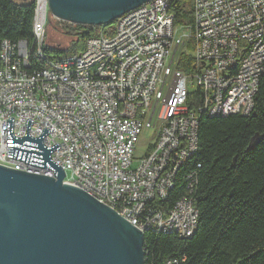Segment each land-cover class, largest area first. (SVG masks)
<instances>
[{"label": "built area", "instance_id": "obj_1", "mask_svg": "<svg viewBox=\"0 0 264 264\" xmlns=\"http://www.w3.org/2000/svg\"><path fill=\"white\" fill-rule=\"evenodd\" d=\"M171 0H149L116 19L114 33L88 38L64 58L42 53L48 0H34L32 67L29 43L0 40V165L53 177L45 169L7 157L6 119L12 134L31 137L47 127L42 143L77 187L114 210L142 233L190 238L198 224L197 170L184 174L185 193L166 212L176 175L198 150L199 117L248 116L264 75V0H192V26H174ZM182 30L184 34L177 35ZM188 39L196 71L176 68ZM200 88V104L187 106ZM152 131L146 152L139 138ZM197 168L200 165L196 166Z\"/></svg>", "mask_w": 264, "mask_h": 264}, {"label": "trees", "instance_id": "obj_2", "mask_svg": "<svg viewBox=\"0 0 264 264\" xmlns=\"http://www.w3.org/2000/svg\"><path fill=\"white\" fill-rule=\"evenodd\" d=\"M174 26H192V0H171ZM34 0H0V40L26 41L34 56L32 21ZM116 20L102 25L61 22V29L77 39L68 49L42 45L44 54H74L86 40L114 33ZM194 40L188 39L176 68L191 76L196 64L191 55ZM200 88L190 90L187 106L200 104ZM200 165L199 168L196 166ZM197 170L195 206L198 224L187 239L175 233L146 231L143 235L144 264H264V75L248 116L199 117L198 150L186 169L181 168L165 199L155 198L154 207L166 212L185 193L184 174Z\"/></svg>", "mask_w": 264, "mask_h": 264}, {"label": "water", "instance_id": "obj_3", "mask_svg": "<svg viewBox=\"0 0 264 264\" xmlns=\"http://www.w3.org/2000/svg\"><path fill=\"white\" fill-rule=\"evenodd\" d=\"M25 1V0H22ZM149 0H48L50 14L76 25H106ZM12 134L6 119L7 157L51 169L53 177L0 165V264H144V233L85 191L63 184L51 158L59 148Z\"/></svg>", "mask_w": 264, "mask_h": 264}, {"label": "rangeland", "instance_id": "obj_4", "mask_svg": "<svg viewBox=\"0 0 264 264\" xmlns=\"http://www.w3.org/2000/svg\"><path fill=\"white\" fill-rule=\"evenodd\" d=\"M61 22H65L62 20H57L55 17H53L51 14L48 19V23L45 29V37H44V42L45 45L48 47H51L53 49H59V50H64L68 49L71 45L72 42H74L77 38L75 36H69L66 34L60 26H62ZM68 23V22H66ZM71 24V23H69ZM184 32L182 30L177 31V35H182ZM85 46V44H84ZM83 46V48H84ZM82 48V49H83ZM81 49V50H82ZM80 52V51H78ZM77 52V53H78ZM52 57H57V58H64L68 55L65 54H49ZM152 137L153 133L152 131H144L139 138L138 141V146L136 148V153L135 157L139 158L141 157L147 150V146L149 143L152 142Z\"/></svg>", "mask_w": 264, "mask_h": 264}, {"label": "bare ground", "instance_id": "obj_5", "mask_svg": "<svg viewBox=\"0 0 264 264\" xmlns=\"http://www.w3.org/2000/svg\"><path fill=\"white\" fill-rule=\"evenodd\" d=\"M50 13V12H49Z\"/></svg>", "mask_w": 264, "mask_h": 264}]
</instances>
